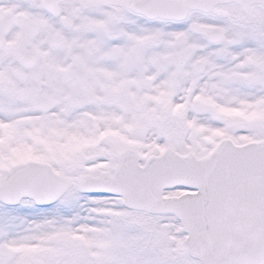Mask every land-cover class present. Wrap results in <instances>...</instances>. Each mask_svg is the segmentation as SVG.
Instances as JSON below:
<instances>
[{
  "label": "snow or ice",
  "instance_id": "6c2138e0",
  "mask_svg": "<svg viewBox=\"0 0 264 264\" xmlns=\"http://www.w3.org/2000/svg\"><path fill=\"white\" fill-rule=\"evenodd\" d=\"M0 264H264V0H0Z\"/></svg>",
  "mask_w": 264,
  "mask_h": 264
}]
</instances>
